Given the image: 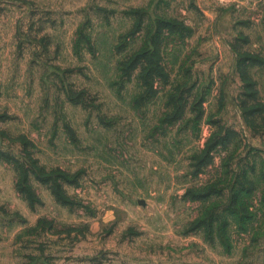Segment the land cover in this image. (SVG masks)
I'll list each match as a JSON object with an SVG mask.
<instances>
[{
    "label": "rangeland",
    "instance_id": "rangeland-1",
    "mask_svg": "<svg viewBox=\"0 0 264 264\" xmlns=\"http://www.w3.org/2000/svg\"><path fill=\"white\" fill-rule=\"evenodd\" d=\"M0 264H264V0H0Z\"/></svg>",
    "mask_w": 264,
    "mask_h": 264
},
{
    "label": "trees",
    "instance_id": "trees-1",
    "mask_svg": "<svg viewBox=\"0 0 264 264\" xmlns=\"http://www.w3.org/2000/svg\"><path fill=\"white\" fill-rule=\"evenodd\" d=\"M249 60V63L256 64L258 62L257 57L255 56H247L246 57ZM136 65L144 64L143 66V79L145 82V85L151 86L152 81L157 76H162L161 66L158 61V55L155 47L151 43H147L146 47L136 53L135 59ZM244 80H247L246 77H243ZM247 84H250L249 81H246ZM210 140L206 143L205 149H210ZM213 191L212 189L210 191H207V193H203V196H207L211 194Z\"/></svg>",
    "mask_w": 264,
    "mask_h": 264
}]
</instances>
